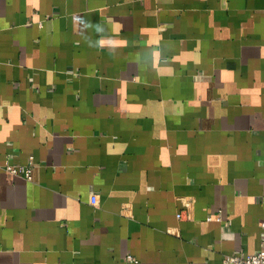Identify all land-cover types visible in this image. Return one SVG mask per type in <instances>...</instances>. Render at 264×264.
Masks as SVG:
<instances>
[{
    "label": "crops",
    "instance_id": "obj_1",
    "mask_svg": "<svg viewBox=\"0 0 264 264\" xmlns=\"http://www.w3.org/2000/svg\"><path fill=\"white\" fill-rule=\"evenodd\" d=\"M4 163L0 264L255 251L264 0H0Z\"/></svg>",
    "mask_w": 264,
    "mask_h": 264
},
{
    "label": "built area",
    "instance_id": "obj_2",
    "mask_svg": "<svg viewBox=\"0 0 264 264\" xmlns=\"http://www.w3.org/2000/svg\"><path fill=\"white\" fill-rule=\"evenodd\" d=\"M4 170L12 173L21 175L25 178L30 176V164H14V163H4L0 165ZM176 217H180L181 212H176ZM219 219V215L216 216ZM209 218V217H208ZM127 259H132L130 255H126ZM136 262V259H132ZM222 260L228 264H264V237L259 241V247L247 254H243L241 251H235L232 253H226L222 256Z\"/></svg>",
    "mask_w": 264,
    "mask_h": 264
}]
</instances>
